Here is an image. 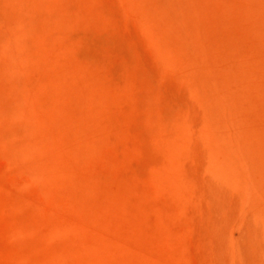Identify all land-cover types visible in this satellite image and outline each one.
<instances>
[{
  "label": "rangeland",
  "instance_id": "1",
  "mask_svg": "<svg viewBox=\"0 0 264 264\" xmlns=\"http://www.w3.org/2000/svg\"><path fill=\"white\" fill-rule=\"evenodd\" d=\"M263 131L264 0H0V264H264Z\"/></svg>",
  "mask_w": 264,
  "mask_h": 264
},
{
  "label": "bare ground",
  "instance_id": "2",
  "mask_svg": "<svg viewBox=\"0 0 264 264\" xmlns=\"http://www.w3.org/2000/svg\"><path fill=\"white\" fill-rule=\"evenodd\" d=\"M263 12V11H262ZM263 33V32H262ZM164 35V34H163ZM195 88V87H194ZM258 89V88H257ZM259 90V89H258ZM253 92V91H252ZM206 94V93H205ZM240 96V95H239ZM219 99V98H218ZM252 99V98H251ZM220 101V100H219ZM254 101V100H253ZM252 101V102H253ZM262 101V100H261ZM238 102V101H237ZM217 103V102H216ZM254 103V102H253ZM219 104H222V103H219ZM218 104V105H219ZM249 104V103H248ZM247 105V104H246ZM250 105V104H249ZM248 105V106H249ZM214 106V105H213ZM256 106V105H255ZM260 106V105H259ZM203 107V106H202ZM215 107V106H214ZM251 107V106H250ZM210 108V107H209ZM224 108V107H223ZM245 108V107H244ZM254 108V107H253ZM261 108V107H260ZM252 110V109H251ZM262 110V109H261ZM204 111V110H203ZM202 111V112H203ZM223 111V110H222ZM243 111V110H242ZM253 112V111H252ZM205 113V112H204ZM209 113V112H208ZM224 119V118H223ZM243 120V119H242ZM263 120V119H262ZM256 122V121H255ZM205 125H206V123H205ZM224 125V124H223ZM244 125V124H243ZM249 125V124H248ZM247 125V126H248ZM185 125H183V127H184ZM245 126V125H244ZM251 127V126H250ZM208 129H209V127H207ZM185 129H187V128H185ZM206 129V128H205ZM203 130V132L205 131H207V129L206 130ZM216 129H217V127H216ZM201 130V131H202ZM247 130V132L249 133V130L248 129H246ZM211 131H212V129H211ZM187 132V131H186ZM208 132V131H207ZM252 132H254V131H252ZM251 132V133H252ZM264 132V131H263ZM255 133V132H254ZM215 134V133H214ZM247 134V133H246ZM253 134V133H252ZM233 135V134H232ZM237 135H238V132H237ZM235 137V136H234ZM253 137V136H252ZM261 137V136H260ZM215 138V137H214ZM251 138V137H250ZM213 140V139H212ZM217 140V139H216ZM215 140V141H216ZM264 140V139H263ZM211 142V141H210ZM214 142V141H213ZM219 143V142H218ZM252 143V142H251ZM216 144V143H215ZM173 145V144H172ZM250 145V144H249ZM250 148H252V147H250ZM253 150V149H252ZM260 151V150H259ZM179 152H181V151H179ZM213 152V151H212ZM252 152V151H251ZM257 152H258V150H257ZM263 153V152H262ZM262 153H259V154H262ZM166 154V153H165ZM168 154V153H167ZM212 155V154H211ZM250 155V154H249ZM263 155V154H262ZM166 156V155H165ZM259 156H261V155H259ZM258 156V157H259ZM167 157V156H166ZM210 157V156H209ZM214 158H215V156H213ZM172 157H170L169 159H171ZM211 158V157H210ZM251 158V157H250ZM173 159V158H172ZM171 159V160H172ZM252 159V158H251ZM254 159V158H253ZM260 159V158H259ZM174 160V159H173ZM208 161V160H207ZM260 163V162H259ZM259 163H257V164H259ZM243 164H244V162H243ZM262 164V163H261ZM245 165V164H244ZM264 165V164H263ZM209 166H210V168H226V169H229L230 171H232V172H234L235 173V163H232V162H230V161H225L224 163L223 162H220V160L218 159H212L211 158V160L209 161ZM254 166V165H253ZM256 166V165H255ZM259 167H262V166H259ZM56 169V168H55ZM225 169V170H226ZM251 169V168H250ZM255 169V168H254ZM260 169V168H259ZM217 170V169H216ZM218 171V170H217ZM222 171V170H221ZM222 173H223V171H222ZM261 173V172H260ZM258 176H259V174H257ZM222 176H223V174H222ZM261 176V175H260ZM251 179L252 178H249V177H247L246 178V182H248L249 184H251L252 183V181H251ZM255 179V178H254ZM258 179V178H257ZM257 179H255L256 181H257ZM254 181V180H253ZM256 183V182H255ZM253 184V183H252ZM255 187V186H254ZM251 189H252V187H251ZM249 195V194H248ZM255 196H256V198L258 197L260 200L262 199V201H263V204H262V206H260V208H258L257 210H259V211H261V213L263 214V217H264V178H262L261 179V181H260V187H258L256 190H255ZM249 196H247V200H249ZM115 199V198H114ZM117 202H119V201H117ZM121 204L124 206V204L121 202ZM120 205V204H119ZM122 207V206H121ZM125 207V206H124ZM123 208V207H122ZM256 210V209H255ZM262 218V217H261ZM256 219V218H255ZM261 226L264 228V221L261 223ZM99 250H101V249H99ZM103 250V249H102ZM104 252V251H103ZM101 254V253H100ZM102 255V254H101ZM104 255V254H103Z\"/></svg>",
  "mask_w": 264,
  "mask_h": 264
}]
</instances>
